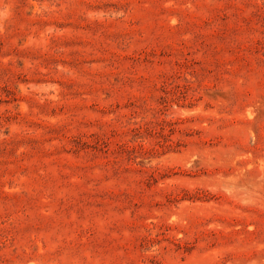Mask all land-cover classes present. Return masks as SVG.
I'll list each match as a JSON object with an SVG mask.
<instances>
[{
  "label": "rangeland",
  "instance_id": "1",
  "mask_svg": "<svg viewBox=\"0 0 264 264\" xmlns=\"http://www.w3.org/2000/svg\"><path fill=\"white\" fill-rule=\"evenodd\" d=\"M0 264H264V0H0Z\"/></svg>",
  "mask_w": 264,
  "mask_h": 264
}]
</instances>
